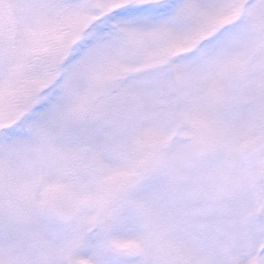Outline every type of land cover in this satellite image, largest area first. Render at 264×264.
<instances>
[{"label":"snow or ice","instance_id":"6c2138e0","mask_svg":"<svg viewBox=\"0 0 264 264\" xmlns=\"http://www.w3.org/2000/svg\"><path fill=\"white\" fill-rule=\"evenodd\" d=\"M0 264H264V0H0Z\"/></svg>","mask_w":264,"mask_h":264}]
</instances>
